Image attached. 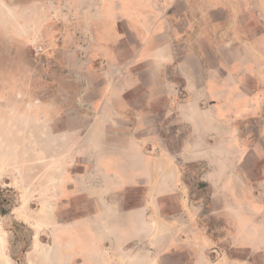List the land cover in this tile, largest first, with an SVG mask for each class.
<instances>
[{"label":"crops","instance_id":"obj_1","mask_svg":"<svg viewBox=\"0 0 264 264\" xmlns=\"http://www.w3.org/2000/svg\"><path fill=\"white\" fill-rule=\"evenodd\" d=\"M68 15L84 41L76 69L94 77L74 101L92 111L71 113L82 132L70 128L65 79L59 94L51 81L30 79L28 100L15 96L27 106L14 110L12 129L27 137L29 158L61 162L58 183L71 161L84 166L78 193L93 210L75 211L72 250L85 264H228L210 255L218 241L202 211H148L145 201L159 208L173 198L184 209L182 165L195 163L204 165L200 180L212 200L255 198L249 180L264 189V0H0V49L38 42L47 53L50 41L67 36L47 20ZM36 67L30 62L28 71ZM122 190L142 193L143 202L126 206L128 197H114ZM245 224L238 210L237 246L264 247V219L247 224V242Z\"/></svg>","mask_w":264,"mask_h":264},{"label":"rangeland","instance_id":"obj_2","mask_svg":"<svg viewBox=\"0 0 264 264\" xmlns=\"http://www.w3.org/2000/svg\"><path fill=\"white\" fill-rule=\"evenodd\" d=\"M52 11L56 13V9ZM68 17L69 20L65 19L63 22H54L51 18L47 20L51 22L48 29L53 28V31H62L67 35L62 41H50L48 44L53 46L47 53L38 42L32 45L18 42V48L5 51L0 49V264H85L71 247V242L74 240L75 243L76 239L75 226L71 225L75 221V211H82L83 207L93 210L92 201L83 200L78 193L77 176L85 170L84 166H79L82 162L71 161L63 172V181L58 183L55 177L58 179L63 170L61 162L29 158L27 137L22 136L20 139L18 135L14 136L12 129L14 110L21 109L23 112L27 106L23 99L16 102L15 96L20 93L28 100L34 90L29 85L30 79L31 85H34L35 79L51 81L53 94H59L60 89L56 87L61 79H65L69 85L64 93L70 98V128L74 127L78 133L82 132L83 122L75 119V114L71 113L92 111L90 104L74 101L84 96V90H90L86 84L92 82L94 77L91 68L83 71L76 69L83 57L78 45L81 46L84 41L78 38L76 22L72 21L71 16ZM30 62L37 66L35 73L28 71ZM44 64L46 71L41 67ZM64 64L68 65V70H61V67H66ZM167 138L172 143V148H177L173 137ZM254 139L253 142L262 143ZM80 142L78 136L74 139L70 136V144L77 146ZM149 147L157 151L156 143H151ZM70 149L68 153L71 158L74 151ZM261 158L264 159V152ZM250 159L249 171L258 170L254 168L255 158L251 156ZM178 163L180 164L179 161ZM182 166L184 182L190 188L189 205H185L183 209L178 200L168 198L164 200V206L158 208L156 201L147 200V210L202 211V223L209 228L213 227L212 236L218 241L210 250L213 260L234 264L231 258L243 257L252 264H264V247L254 250L251 247H238L236 244L237 211L244 213L247 242L250 234L247 224L260 223L264 219V189H260L254 180H249L250 194L255 198L239 201L212 200L207 185L200 180L204 165L195 163L190 167ZM90 186L99 187L96 183ZM138 193L122 190L114 193V197L122 202L124 197H128L130 202H126V206H134L143 202L142 193ZM159 202L161 204L162 201ZM218 211L226 212H221L222 216ZM260 234V238L264 239V232Z\"/></svg>","mask_w":264,"mask_h":264}]
</instances>
